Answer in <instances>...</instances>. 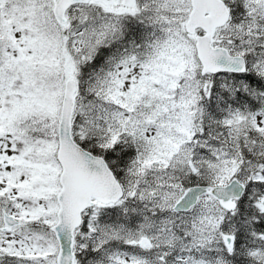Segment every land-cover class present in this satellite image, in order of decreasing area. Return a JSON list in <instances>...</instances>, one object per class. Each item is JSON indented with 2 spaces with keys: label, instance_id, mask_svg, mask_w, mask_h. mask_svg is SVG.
<instances>
[{
  "label": "snow or ice",
  "instance_id": "1",
  "mask_svg": "<svg viewBox=\"0 0 264 264\" xmlns=\"http://www.w3.org/2000/svg\"><path fill=\"white\" fill-rule=\"evenodd\" d=\"M0 264H264V0H0Z\"/></svg>",
  "mask_w": 264,
  "mask_h": 264
}]
</instances>
